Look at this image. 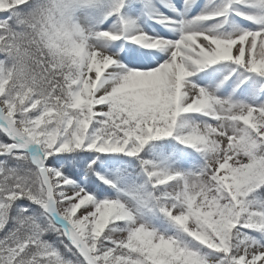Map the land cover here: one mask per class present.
<instances>
[{
  "label": "snow or ice",
  "instance_id": "snow-or-ice-1",
  "mask_svg": "<svg viewBox=\"0 0 264 264\" xmlns=\"http://www.w3.org/2000/svg\"><path fill=\"white\" fill-rule=\"evenodd\" d=\"M0 264H264V0H0Z\"/></svg>",
  "mask_w": 264,
  "mask_h": 264
}]
</instances>
